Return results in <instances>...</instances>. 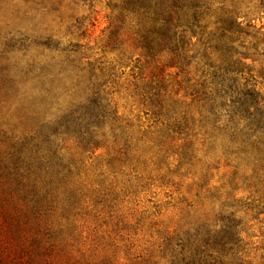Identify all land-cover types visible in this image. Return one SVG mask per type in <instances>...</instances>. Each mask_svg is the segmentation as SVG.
Instances as JSON below:
<instances>
[{"label":"rangeland","instance_id":"374dc122","mask_svg":"<svg viewBox=\"0 0 264 264\" xmlns=\"http://www.w3.org/2000/svg\"><path fill=\"white\" fill-rule=\"evenodd\" d=\"M124 1L0 0V264H264V169L231 155L221 93L264 97V0H197L173 61ZM75 108L98 112L85 149L51 136Z\"/></svg>","mask_w":264,"mask_h":264},{"label":"trees","instance_id":"16d2710c","mask_svg":"<svg viewBox=\"0 0 264 264\" xmlns=\"http://www.w3.org/2000/svg\"><path fill=\"white\" fill-rule=\"evenodd\" d=\"M123 10L141 18L139 47L144 55L154 58L158 54L166 53L173 61L180 57L184 59L185 36L188 32L191 36L197 34L195 29L199 28L202 7L197 0H125ZM203 29H200L202 35L205 32ZM219 31L217 40L226 39L229 42L233 37L244 34L240 25L231 20L227 25L223 23ZM211 37L212 35L208 34L207 40ZM228 83L229 86L226 88L228 92L222 90L221 93L231 99V124L234 133L236 132L230 143L231 155L238 159L253 156L255 168L264 169V97L259 99L253 89H245L247 86L240 88L233 78L229 79ZM217 96L224 100L221 94ZM222 104L221 100L216 101L214 98L212 102L214 111L222 108ZM97 115L98 112L94 113V110L89 108L71 109L65 118L57 123L51 136L75 137L79 140V147L85 149L94 140L92 120ZM241 122L243 126L239 128ZM58 161L57 150L54 149L51 153V168L57 166L69 169V165L62 166L61 163L56 165ZM11 162L12 170L10 171L7 165L5 168L19 185L22 175L20 163L16 159Z\"/></svg>","mask_w":264,"mask_h":264}]
</instances>
